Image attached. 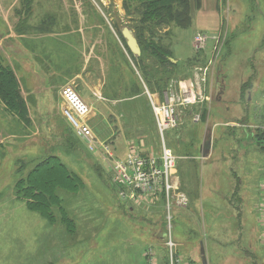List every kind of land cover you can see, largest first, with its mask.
<instances>
[{
  "label": "rangeland",
  "instance_id": "374dc122",
  "mask_svg": "<svg viewBox=\"0 0 264 264\" xmlns=\"http://www.w3.org/2000/svg\"><path fill=\"white\" fill-rule=\"evenodd\" d=\"M201 7L197 14L194 10L190 26L159 32L160 45L170 46L175 60L194 51L196 31L209 30L210 3ZM217 8L218 21L211 17V22L222 26L205 93L213 98L224 92L223 100H211L210 126L216 118L236 122L214 146L216 157L230 159L229 165L218 170L213 163L219 185L213 191L204 186L199 196L194 188L200 176L205 184V171L199 162L185 160L183 148V139L196 134L187 127L196 111L180 106L178 129L164 132L177 157L172 175L178 189L170 196L168 212L163 192L152 197L155 202L138 204L136 196L119 202L112 159L100 151L104 143L113 158L121 159L127 152L121 145L130 139L142 150L160 151L144 87L158 96L162 91L143 78L138 56L121 36L127 25L122 0H0V69L13 74L23 104L22 113H16L0 97V264H170V252L174 264H202L200 241L207 264H264L258 211L264 178V0H219ZM204 62L169 70L167 87L178 93L180 81ZM65 85L92 106L86 122L97 152L62 114L60 89ZM131 95L137 96L133 102L138 106L119 100ZM235 96L239 103L230 101ZM129 111H137L141 122L128 119ZM47 154L80 178L77 190L57 191L64 212L52 205L50 221L41 214L46 208L29 204L39 198L34 191L29 196L18 185ZM179 194L187 198L184 207L173 204ZM169 213L172 245L167 246L162 234ZM216 231L220 237L214 238Z\"/></svg>",
  "mask_w": 264,
  "mask_h": 264
},
{
  "label": "built area",
  "instance_id": "2783aa9c",
  "mask_svg": "<svg viewBox=\"0 0 264 264\" xmlns=\"http://www.w3.org/2000/svg\"><path fill=\"white\" fill-rule=\"evenodd\" d=\"M216 40L217 34L196 32L193 37V48L197 52L202 51L212 41V52L215 54L217 51L214 45ZM215 59L216 56L213 58L211 64L208 63L209 67L211 65L212 67L215 66ZM207 67V65L194 67L193 76L180 81L178 93L173 90L171 85L162 91L161 96H158L156 93H148L157 131L160 135V151L158 153L155 154L152 151L142 150L138 145H131L123 158H113L109 151V146L102 143L105 156L112 159V182L116 187V198L119 202H123L131 196H136L138 204L147 201L155 202L152 197L155 198L157 194H161L162 192L165 195V199L169 202L174 190L178 189L172 175L177 157L167 146L164 132L178 127L180 106L187 108L193 104L209 100L204 91V84L207 81ZM60 96L65 103V106L62 108L63 116L75 128L77 136L87 141L89 149L96 152L97 142L95 143L92 129L86 122L91 113L90 105L68 85L60 89ZM193 119L198 120V116H195ZM258 190V211L260 215L259 242L264 246V178L259 183ZM173 204L177 207H184L187 204L186 196L183 194L177 195ZM169 207H171L170 202L166 208L168 212H171V208ZM165 219L167 220V230L163 233V241L168 246L172 245L170 213L166 215ZM148 253L152 258L155 257L153 252ZM170 259V264H174L171 252Z\"/></svg>",
  "mask_w": 264,
  "mask_h": 264
},
{
  "label": "trees",
  "instance_id": "16d2710c",
  "mask_svg": "<svg viewBox=\"0 0 264 264\" xmlns=\"http://www.w3.org/2000/svg\"><path fill=\"white\" fill-rule=\"evenodd\" d=\"M192 1L122 0V8L127 18L126 26L132 29L141 48V54L136 58L138 64L136 66H138L137 68L143 78L153 86L156 92L163 91L167 87L169 74L173 70L183 71L191 65L190 63H194L193 60L197 61V58L194 57L185 64L172 62L170 60L172 58L170 46L160 45L161 37L158 36L163 28L171 26L186 28L191 25L194 10L198 9L201 4V0H195L196 3L194 4ZM145 62L149 63L145 64ZM0 80L4 81L3 85L0 82V97L3 103L16 113H22L23 104L19 99L18 84L11 71L1 68ZM262 134V137L258 136L264 139V132ZM28 174L27 179L20 181L18 185H21L22 188L20 189L25 194L29 195L30 192L34 191L33 195L39 198L38 200H30L29 204L37 206L40 211L42 206L46 208V211H43L44 214L42 212L41 214L49 221L50 218H53L51 212L48 211L49 207L51 208L52 205L58 207L61 203L57 191L59 189L77 190L80 185L78 174L67 170L63 162L53 154L45 155ZM58 209L61 213L64 212L62 207H58Z\"/></svg>",
  "mask_w": 264,
  "mask_h": 264
},
{
  "label": "crops",
  "instance_id": "0c3cea01",
  "mask_svg": "<svg viewBox=\"0 0 264 264\" xmlns=\"http://www.w3.org/2000/svg\"><path fill=\"white\" fill-rule=\"evenodd\" d=\"M218 2H219V0H201V4H200V7H201L202 4L204 5V4L210 3V7H209V10H208L209 11V14H210L211 17H213L217 21H218V12H217L218 11V8H217V3ZM200 7L198 9H196V14H197V12L200 9H202V7L201 8ZM199 13H201V12H199ZM196 14H193V19H195V15ZM211 17H208V18H210V23H209V28H208L209 30L207 31V29H202V30H199V31H196V32H206V33H210V34H216V32L219 30V28L222 26V24H221V22L219 20V22H220V23L218 22L219 23V27H217V22H213L212 23L211 22ZM198 21H202V20H198ZM195 33H194V35H195ZM194 35H193V37H194ZM209 43L210 44H209V46L206 47V49H204L202 51H198V52L194 50V51H192V53L188 57H186V59H183V60L176 59L175 62L188 61L189 59H193L194 57H196L197 58V61H199V60H201L203 58V60L205 62L202 63V64H199V65L197 64L196 66H200V65L201 66H204V65H207L208 66L207 67V75H208V73L209 74H212L213 73V67H212V65H211V67H209L208 63L211 64L213 62V58L215 57V55L212 52L213 51L212 50V47H213L212 43L213 42L210 41ZM173 59H175V58H173ZM193 62H195V61L193 60ZM209 68H210V71H209ZM193 71H194V69L191 70V71H189L190 72L189 73L190 76H186L184 78H186V79L191 78L193 76ZM205 84H204V91H206ZM144 93L143 94H144V96H145V98H146V100H147V102L149 104L150 114H151L153 123H154V125L156 127V123H155V120H154V115H153L152 107H151L150 100H149V96H148V93H151V92H149V90L144 87ZM206 95H207V97H209V100L208 101H204V102L198 103V104H193V105L187 107L190 112H192L195 109L196 112L191 113L190 115L193 114V117L198 116V120H194L193 119V123H191V124L188 123L187 124V127L189 128V130L196 131V134L192 138L191 137H189V138L187 137V139H186L184 137L185 139H183L184 154L188 153L187 155L184 156L185 160L187 162H189V163L190 162L191 163L199 162V164L201 165V168L204 169V171H205V177H204L205 184L202 183L201 176H200V180H197L198 181L197 182L198 183V186H197L198 188L197 187L194 188V190H196V192L198 191L197 193H198L199 196H202V192H203L204 186L206 187L207 191L208 190L213 191L214 188L219 185L218 184V181H215V177L216 176L214 175V171H216V169H215L213 163L215 161L218 163V165H219L218 170H221L222 168H225V170H226L227 169V166L229 165L228 164L229 163L228 161L230 159L227 160L225 158L223 159L221 157H216V155L219 156V153H218V151H215L214 146L219 141V139L224 141V139H223L224 138L223 133L224 132H227L228 129H230L231 127H234L233 125L236 124L235 120L232 119V118H230L228 120H225V121H222V122H221V120H219V119L216 118L215 120L212 121L213 123H211L212 125L210 126V122H209V119L208 118L211 115V111H210L211 100L212 99H215L217 102L223 100L224 92H220V97H217V96L215 97L214 96L213 98H211V96H209V94H206ZM237 95H238V92H237ZM228 96H231V95H228ZM136 98H137V96H132L131 95L129 97H126L124 99H119V100L129 101V102H126V104L127 103H132L133 105L135 104V105L138 106V104H137L138 102H133L134 99H136ZM239 99H240L239 96H235V97H232L230 99V101L232 100L235 103H239V101H240ZM113 100H115V102H116L117 99H113ZM245 101L246 102L249 101L248 96H246V100ZM204 105L206 107V110H203ZM237 105H239V104H237ZM90 107H92V106H90ZM127 107H129L128 104H127ZM234 107H236V106H234ZM134 109L137 110V108H134ZM227 109H228V107H227ZM237 110L238 111H235V113L233 114L234 117H236V114L240 111V107H237ZM122 112L124 114V111H122ZM216 112H214V113H216ZM127 113H128V116H127L128 119L130 117H132V119L134 118L136 120V124L139 123V121L141 122V119L139 118L141 115L138 114L137 111H134V112L129 111ZM119 114H121V113H119ZM246 114H247V112H246ZM138 119H139V121H138ZM133 122H134V120H133ZM260 124H262V122ZM133 126H134V128H138V125H135L134 123H133ZM156 129H157V127H156ZM175 129H178V127L175 128ZM221 132H222V135H221ZM177 140H178V138H177ZM134 142H136L135 139H130V140L124 142V145H121V146L122 147H127V150H128V148L131 145H134ZM193 147L196 148L195 150H196L197 153H195V154H194V152H191ZM120 149H122V148H120ZM120 149H119V151H120ZM100 151H102L101 154L104 153L103 150H100ZM104 156H105V154H104ZM217 159H219V161ZM220 167H222V168L220 169ZM229 170H227V171H229ZM194 173H195V178H196V175L197 174H196L195 171H194ZM197 179H198V177H197ZM187 192H191V191L188 190ZM219 234L220 233L217 232V231L214 232V234H213L214 238L215 237H220ZM200 242H202V241H200ZM199 250H200V248H199Z\"/></svg>",
  "mask_w": 264,
  "mask_h": 264
},
{
  "label": "water",
  "instance_id": "95a60500",
  "mask_svg": "<svg viewBox=\"0 0 264 264\" xmlns=\"http://www.w3.org/2000/svg\"><path fill=\"white\" fill-rule=\"evenodd\" d=\"M121 35L125 40L126 46L129 49V51L134 55V56H140L141 54V48L140 45L138 43L137 38L135 37L132 29L128 26H122L121 27ZM170 60L172 62H175V59L170 58ZM200 258H201V262L202 264H207L206 258H205V252H204V248H203V243L200 242Z\"/></svg>",
  "mask_w": 264,
  "mask_h": 264
}]
</instances>
